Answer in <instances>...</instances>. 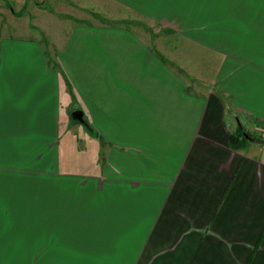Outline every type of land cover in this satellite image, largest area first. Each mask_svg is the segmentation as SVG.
<instances>
[{
  "label": "crops",
  "instance_id": "0c3cea01",
  "mask_svg": "<svg viewBox=\"0 0 264 264\" xmlns=\"http://www.w3.org/2000/svg\"><path fill=\"white\" fill-rule=\"evenodd\" d=\"M52 1L0 0V264H264V145L230 143L264 121V0ZM75 102L67 214L2 163Z\"/></svg>",
  "mask_w": 264,
  "mask_h": 264
},
{
  "label": "rangeland",
  "instance_id": "374dc122",
  "mask_svg": "<svg viewBox=\"0 0 264 264\" xmlns=\"http://www.w3.org/2000/svg\"><path fill=\"white\" fill-rule=\"evenodd\" d=\"M7 4L9 5V7L7 5L5 6L10 9L11 7L10 4L8 2ZM39 5L46 6L45 11L47 12H51L52 11L51 7H55L52 0H40ZM34 8L36 7L34 6ZM16 11L17 14L21 13L18 12V10ZM22 12L24 13V10ZM4 13L0 12L1 18H3ZM34 16L35 13L33 10H31L27 17L18 19L17 23L28 25V20L29 19L34 20ZM39 18L42 19L41 16ZM39 31L43 36H46L45 32L42 29H39ZM75 106H76V102L73 103L72 107L71 106L69 107V110L71 109V112H74L75 110L81 109ZM67 123L68 125L70 123L74 124V126L70 127L71 129L69 131H65L63 133L66 126L65 124ZM86 124L88 125L87 122ZM239 127H244L245 133H248L249 138L247 141H245V143L248 144L250 143V141H253L254 143L257 144L259 143L264 145V121H262L261 119H257L253 122L251 121L245 123L243 119L242 120L240 119V121L237 122L235 126L234 132ZM60 131L61 132L59 134V137L55 136L54 132L50 131L47 134L48 138L50 139L43 141L38 140L36 142L33 141L28 142V146L30 147H28L27 150H31L32 148L37 149L35 153H33L32 155L22 158L21 153H17V152L10 153V155L7 154L6 157L3 158L2 164L11 167L13 170L20 167L28 170V173L26 174V178H25L26 181L20 185L21 190L18 189L17 192V193L20 192L22 197L38 198L41 200H46L47 198L57 199L58 208H60L62 211H65L67 209V214H68V202H67L68 188L70 185L69 180H71L72 177L68 176L67 174H61L59 172L60 167H58V154L60 159L62 160V167L65 170L83 167L82 164L83 152L85 147L84 137H83L84 126H82L80 121L70 117L61 122ZM245 136L247 137V134ZM74 144H76V149H74L73 147ZM61 145L63 146L61 147ZM10 149H14V147L12 146ZM43 150H48L50 152L44 154V157L38 158ZM69 152L72 153L71 159H69ZM1 162L2 159H0V164ZM70 162L73 163L71 164ZM13 196H15L14 192H13ZM48 225H53V228L48 227ZM44 226H45L44 228L45 233H48V231L53 230L52 233L54 235L53 239L48 237L45 241L46 243H55L57 241H62V238L60 236L62 234V230H66L67 226L59 227V225H56V223H46V222L44 223Z\"/></svg>",
  "mask_w": 264,
  "mask_h": 264
},
{
  "label": "trees",
  "instance_id": "16d2710c",
  "mask_svg": "<svg viewBox=\"0 0 264 264\" xmlns=\"http://www.w3.org/2000/svg\"><path fill=\"white\" fill-rule=\"evenodd\" d=\"M247 134V137L245 136ZM249 138L248 133H245L244 127H239L231 134L230 143L234 148H240L245 145V141Z\"/></svg>",
  "mask_w": 264,
  "mask_h": 264
},
{
  "label": "water",
  "instance_id": "95a60500",
  "mask_svg": "<svg viewBox=\"0 0 264 264\" xmlns=\"http://www.w3.org/2000/svg\"><path fill=\"white\" fill-rule=\"evenodd\" d=\"M84 113L82 110L78 109V110H75L73 113H72V117L80 122H85L84 120V117H83Z\"/></svg>",
  "mask_w": 264,
  "mask_h": 264
}]
</instances>
